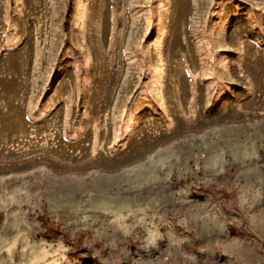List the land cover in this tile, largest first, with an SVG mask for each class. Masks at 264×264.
<instances>
[{
	"label": "rangeland",
	"instance_id": "374dc122",
	"mask_svg": "<svg viewBox=\"0 0 264 264\" xmlns=\"http://www.w3.org/2000/svg\"><path fill=\"white\" fill-rule=\"evenodd\" d=\"M0 264H264V0H0Z\"/></svg>",
	"mask_w": 264,
	"mask_h": 264
},
{
	"label": "trees",
	"instance_id": "16d2710c",
	"mask_svg": "<svg viewBox=\"0 0 264 264\" xmlns=\"http://www.w3.org/2000/svg\"><path fill=\"white\" fill-rule=\"evenodd\" d=\"M48 223V222H47Z\"/></svg>",
	"mask_w": 264,
	"mask_h": 264
}]
</instances>
